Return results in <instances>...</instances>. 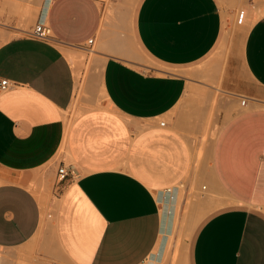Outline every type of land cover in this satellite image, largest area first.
Here are the masks:
<instances>
[{"label":"crops","instance_id":"0c3cea01","mask_svg":"<svg viewBox=\"0 0 264 264\" xmlns=\"http://www.w3.org/2000/svg\"><path fill=\"white\" fill-rule=\"evenodd\" d=\"M251 3L264 9L142 0L129 19L112 0H0V81L10 83L0 91V264H264V12L248 10L239 48L253 90L222 57L236 7ZM39 23L50 40L32 35ZM91 39L101 71L83 90L107 103L75 108L83 80L73 62L87 68L78 48ZM216 85L246 103L222 96L201 197L189 134L202 131ZM57 165L70 176L54 185L51 215ZM214 175L231 201L193 228L198 214L184 219L194 231L175 261L181 185L207 210Z\"/></svg>","mask_w":264,"mask_h":264},{"label":"rangeland","instance_id":"374dc122","mask_svg":"<svg viewBox=\"0 0 264 264\" xmlns=\"http://www.w3.org/2000/svg\"><path fill=\"white\" fill-rule=\"evenodd\" d=\"M142 0H112V2H116L117 6L121 7L127 15H125L126 18L132 19V17L134 16L137 8L139 7L140 3ZM255 2H257V0H255ZM258 5L256 4H249L247 6H242L239 5L236 7V12L234 15V20L230 23V28H231V34L226 38L227 42L224 45V51L222 53V57L226 58V59H230V61L232 60V63L234 64V69L237 70V72H240V78H241V87L243 88L244 91H248V90H253V84L247 79L246 74L244 72V68H243V64L241 62L240 59V55H239V48H240V44L242 42V39L244 37V35L246 34L248 28L250 25H248L247 20L250 19L251 13H248V10H254V18H258L261 17L263 14L262 12H264V9L260 8ZM241 11H246V20L244 21V24L239 25L237 18L238 15ZM262 11V12H260ZM250 22V21H249ZM252 23V22H251ZM242 28L245 29L244 34L243 31L241 30ZM243 34V36H242ZM126 39V38H124ZM225 39V40H226ZM128 40V38L126 39ZM224 40V41H225ZM129 42V41H128ZM131 44V42H129ZM79 51H84V57L85 60H92L94 58H98L97 53L94 56L90 55V51L91 50H95L96 52H98L97 50V46H95L93 49H91V47H89V45H85V46H81L80 48H78ZM89 57V58H88ZM94 57V58H92ZM91 58V59H90ZM101 60V59H100ZM89 64L87 65V68H85L84 64L80 63V62H73V67H74V71H75V78H76V83L79 85L80 81L83 80V85H81V90L78 94V98L75 101V108L81 107L82 106V102H83V106L87 109H93L96 107H101L103 104H105L106 100L104 98V100L102 99V96L104 97L103 93L102 96L100 95L98 98L94 97L91 94H88L86 92H84L83 87H84V83L86 82V80L88 79L90 73V70L93 69V74L95 77H99L100 74V64H98V66L96 68H93L91 65L92 61H88ZM85 69V73L83 74V70ZM97 69V70H96ZM214 87H217L221 90H223V88L220 85H216ZM210 90L205 89L203 90L204 93L209 92ZM225 91V90H223ZM219 95V94H217ZM227 92L225 91V95L226 96ZM231 94H228L227 96H229ZM231 97V96H230ZM86 98V99H85ZM107 103V102H106ZM219 108V107H218ZM218 108H216L218 110ZM73 110V115H74V119L76 118V116L79 114V112H75V109ZM215 112V116H211V118L209 116V113H207V117L204 118V124L202 125V131L199 133H191L189 134V136L193 139V143L195 144L196 148H195V177L196 180H200L202 175H203V169L204 167H206V171L212 173V165H210L211 162V154L213 151V146L216 142V139L219 135V132L221 130V126L219 125V118L216 116L217 111H215V109L212 112V115H214ZM161 121H165L167 122V120H161ZM62 150L65 151V144L62 147ZM196 157H198L199 162L197 163V168H196ZM58 165L57 168L58 169ZM214 180L216 182V188H215V196H213L211 199L206 200L205 203H207L208 205L214 204V202L216 201V206H209L207 207V210H203L204 208H200L198 207L199 204V200L196 198L195 195H191L190 194V188L186 187L185 183H183L181 185V199L178 205V211H177V238H176V245H175V261L177 260V257L179 255L178 251H187L188 250V245H189V241H190V237L193 233L194 230L189 229L187 226H185L184 219L185 218H189V217H193L197 214L200 213V211H202V215L204 216L209 210L214 209L217 206H220L221 204H226L228 202L231 201L230 197L227 196V194H225L223 192V190L221 189V187L219 186V184L217 183L216 179H215V175H214ZM57 179L54 176L53 182H52V186L51 189L49 191V195L47 197L49 203H50V213L51 215L54 214V211L56 209L57 204H59V195L57 192L54 191V185L56 184ZM194 189H196L195 187L192 189V191H194ZM227 205H221V209H223L224 207H226ZM219 208V209H220ZM52 211V212H51ZM48 214V211H47ZM49 214L47 216V218L49 217ZM213 214V212L208 216L210 217ZM207 217V218H208ZM51 222H53V218L50 219ZM206 220V219H205ZM204 222V221H203ZM198 230H196L195 234L193 235L191 242H193L195 235L197 233ZM173 250L171 249V252ZM2 257V252H0V258Z\"/></svg>","mask_w":264,"mask_h":264},{"label":"built area","instance_id":"2783aa9c","mask_svg":"<svg viewBox=\"0 0 264 264\" xmlns=\"http://www.w3.org/2000/svg\"><path fill=\"white\" fill-rule=\"evenodd\" d=\"M245 20H246V13L245 11H241L238 15V24L239 25L244 24ZM32 35L40 40H50L52 38L51 29L40 23L37 24ZM92 44H93V39L88 41V45H92ZM9 86L10 83L7 79L0 81L1 92L8 90ZM245 103H246V99L245 98L241 99V105H245ZM160 125L161 127H165L166 122L162 121ZM69 176H70V172L67 170V168L65 166H59L57 171V181L58 182L65 181Z\"/></svg>","mask_w":264,"mask_h":264},{"label":"bare ground","instance_id":"6f19581e","mask_svg":"<svg viewBox=\"0 0 264 264\" xmlns=\"http://www.w3.org/2000/svg\"><path fill=\"white\" fill-rule=\"evenodd\" d=\"M245 13H246V11H245ZM237 21H238V18H237ZM242 31H243V34H244V31H245V29L244 28H242L241 29ZM231 28H228V31H227V37L231 34ZM243 34H242V36H243ZM226 37V38H227ZM127 45L129 44V42L127 41V43H126ZM90 55L91 56H94V55H96V51L93 49V50H91L90 51ZM79 56V55H78ZM83 56H85V55H83ZM92 58H94V57H92ZM91 59V58H90ZM91 61V60H90ZM92 61H93V59H92ZM97 70V69H96ZM79 87V86H78ZM216 90H217V94H219V95H217V99L214 101V104H212V110L209 112V117L211 118V116H215V112H214V115H212V112H213V110L215 109V111L217 110L216 108H218L219 106H220V101H221V99H222V96L223 95H225V91H223V90H221V89H219V88H216ZM231 95H235V94H232L231 93ZM232 96V99L234 98V99H239V98H241V96L240 97H238V98H235V97H237V95L236 96H234L233 97ZM233 99V100H234ZM253 99V98H252ZM239 100H241V99H239ZM238 100V101H239ZM222 101H224L223 99H222ZM235 101V100H234ZM231 102H233V101H231ZM256 102H258V101H256ZM225 103V102H224ZM236 104H238L237 102H235ZM226 105V104H225ZM224 105V106H225ZM243 106V105H242ZM248 106V105H247ZM226 107V106H225ZM224 107V108H225ZM241 107V106H240ZM219 109V108H218ZM243 109V108H242ZM221 110V109H220ZM219 110V111H220ZM232 110V109H231ZM231 110L229 111L230 112V114L232 113L231 112ZM226 111V110H225ZM243 111V110H242ZM226 113H227V111H226ZM227 115H228V113H227ZM232 115V114H231ZM230 115V116H231ZM160 127H161V125H160ZM166 127V126H165ZM219 136V135H218ZM199 162V159H198V157H197V161H196V168H197V163ZM207 169H206V167H204V169H203V175H202V177H201V179L200 180H196V182H195V184L196 183H198L199 184V188H196V189H194V191H197V193L198 194H200L201 195V197H204V196H206V195H208V193H210V192H206L205 191V188L207 189V186H208V182L206 181V179L208 178H206L205 179V175H207V171H206ZM195 179H196V177H195ZM212 193V192H211ZM213 194V193H212ZM215 194V193H214ZM210 197H211V195H210ZM45 209V208H44ZM203 215H202V213H200V214H198L197 216H195V218H194V220H193V222L192 223H190L189 225L190 226H192V228L194 227L193 225H195V223L197 222V220L199 219V218H201ZM190 229V228H189Z\"/></svg>","mask_w":264,"mask_h":264}]
</instances>
